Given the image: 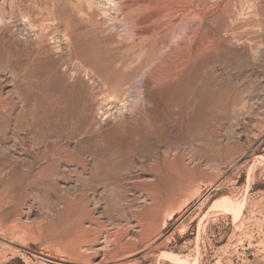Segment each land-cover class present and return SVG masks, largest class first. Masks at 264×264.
<instances>
[{
  "label": "rangeland",
  "instance_id": "rangeland-1",
  "mask_svg": "<svg viewBox=\"0 0 264 264\" xmlns=\"http://www.w3.org/2000/svg\"><path fill=\"white\" fill-rule=\"evenodd\" d=\"M231 1L177 68L160 38L223 20L0 0V264H264V0Z\"/></svg>",
  "mask_w": 264,
  "mask_h": 264
},
{
  "label": "bare ground",
  "instance_id": "bare-ground-1",
  "mask_svg": "<svg viewBox=\"0 0 264 264\" xmlns=\"http://www.w3.org/2000/svg\"><path fill=\"white\" fill-rule=\"evenodd\" d=\"M102 4L103 5L107 4L109 6L108 7L109 11L114 10L115 15L117 17L125 18L127 21L124 22V26L126 27L127 30L134 32V35L136 37L142 36V35H151V34L155 35L156 33H158L160 31V29L166 23H171L173 21H184V20L189 19V18L202 19L204 17L206 18L207 15H210V17L213 16L212 18H214V19L220 18L221 20H223L222 24H220V25L218 24L219 25L218 29H212L211 32L209 31L210 34L206 37L205 40L202 39V40H198V41L197 40L190 41V39L189 40H183L182 39V40H177V44H171L172 32L174 31V29L172 30V32L171 31L166 32L164 34V37L160 38L158 45L160 46V48L162 50H164L166 52V54L168 56V60L165 61V63H168V67L173 66V67L178 68L179 66H181L184 63V61L186 60V58L190 54H194L195 52L198 53V50L204 51L203 48L212 47V48L217 49L219 47L220 42H224V44L226 46V42H229V40H230L229 39V37H230L229 30H227L226 33H222L219 30H222L225 27H228V24H229L228 21L233 17L232 1L231 0H212V1H208V2L207 1L206 2L199 1L197 3H195V0L194 1L193 0H108V2H103ZM100 8H102V7H100ZM235 13L236 12H234V14ZM231 25H232V23H231ZM208 28H210V27H208ZM206 29H204V30H206ZM233 32H234V30H233ZM231 33H232V31H231ZM198 34H199V32H198ZM191 35H193V34H191ZM231 36H232V34H231ZM196 37H198V36H196ZM231 41H232V39H231ZM221 44H223V43H221ZM229 44H230V42H229ZM187 59H190V58H187ZM161 62H164V61L161 60ZM160 67H161V65H160ZM176 71H175V73H172V74L168 73V75H176ZM165 74H167V73H165ZM153 79H154V77H153ZM155 79H158V77H156ZM50 144H52V143H50ZM52 145L54 146L56 144L54 143ZM54 147H51V150H52V148L54 149ZM41 149H40V151H41ZM56 149H57V146H56ZM35 152L37 153L38 149ZM48 155H49V153H48ZM76 159H77V157H76ZM86 162H85V160L84 161L83 160L77 161L78 166H80L83 169V171H85V172L87 171V168H88V165H87L88 162L87 163ZM93 167H95V169L97 168V166H93ZM76 174H78V173L76 172ZM78 175H80V174H78ZM95 175L97 176V173ZM93 191H95V190H93Z\"/></svg>",
  "mask_w": 264,
  "mask_h": 264
}]
</instances>
